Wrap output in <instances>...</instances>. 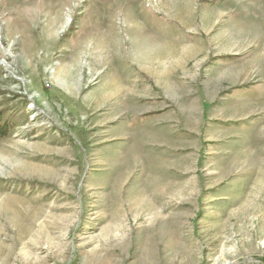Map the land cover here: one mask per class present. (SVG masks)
Masks as SVG:
<instances>
[{
    "label": "rangeland",
    "instance_id": "rangeland-1",
    "mask_svg": "<svg viewBox=\"0 0 264 264\" xmlns=\"http://www.w3.org/2000/svg\"><path fill=\"white\" fill-rule=\"evenodd\" d=\"M0 120V264H264V0H0Z\"/></svg>",
    "mask_w": 264,
    "mask_h": 264
},
{
    "label": "trees",
    "instance_id": "trees-1",
    "mask_svg": "<svg viewBox=\"0 0 264 264\" xmlns=\"http://www.w3.org/2000/svg\"><path fill=\"white\" fill-rule=\"evenodd\" d=\"M9 134V127L5 124L2 125L1 124V120H0V137H6Z\"/></svg>",
    "mask_w": 264,
    "mask_h": 264
},
{
    "label": "bare ground",
    "instance_id": "bare-ground-1",
    "mask_svg": "<svg viewBox=\"0 0 264 264\" xmlns=\"http://www.w3.org/2000/svg\"><path fill=\"white\" fill-rule=\"evenodd\" d=\"M156 186V185H155ZM157 187V186H156ZM165 190V189H164ZM168 190V189H167ZM173 190V189H172Z\"/></svg>",
    "mask_w": 264,
    "mask_h": 264
}]
</instances>
